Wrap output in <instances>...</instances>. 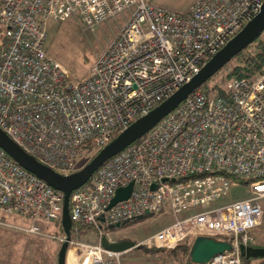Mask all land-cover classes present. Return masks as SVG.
Masks as SVG:
<instances>
[{
    "label": "built area",
    "instance_id": "built-area-1",
    "mask_svg": "<svg viewBox=\"0 0 264 264\" xmlns=\"http://www.w3.org/2000/svg\"><path fill=\"white\" fill-rule=\"evenodd\" d=\"M262 1L193 0L177 13L144 0H0V129L41 164L72 173L82 145L98 151L186 83ZM125 9L128 17L81 80L69 79L46 55L48 21L77 15L92 27ZM230 71L225 64L216 73ZM220 87L212 96L192 90L70 193V232L89 226L98 238L84 244L70 237L78 264H120L125 251L104 249L100 230L165 211L172 221L138 245L171 250L197 236L229 243L206 264H244L240 245L264 247V234L257 235L264 222V69L250 79L227 78ZM228 178L246 181L251 195L177 216L224 196ZM129 183L128 196L106 208ZM62 202L61 191L0 149V228L60 244L64 233L46 227H60Z\"/></svg>",
    "mask_w": 264,
    "mask_h": 264
},
{
    "label": "rangeland",
    "instance_id": "rangeland-1",
    "mask_svg": "<svg viewBox=\"0 0 264 264\" xmlns=\"http://www.w3.org/2000/svg\"><path fill=\"white\" fill-rule=\"evenodd\" d=\"M153 5L164 7L172 12H182L192 0H144ZM130 9H125L102 22L87 27L81 22L79 16L71 15L62 22L48 21L45 26L43 48L47 56L62 65L68 72L69 79L81 80L88 72L94 57L101 52L113 38L119 27L129 15ZM232 62L226 63V69H232ZM216 82L221 84L227 75L218 73ZM88 153H81L78 161L80 169L89 159ZM234 183V184H233ZM251 195L249 184L245 181L228 178L226 193L221 198L205 202L200 206H193L183 210L178 217L190 215L199 211L215 208L225 202L246 198ZM262 202V201H261ZM173 217L169 213L143 216L132 219L117 228H103L100 231L111 241L125 239L138 244L141 240L153 234L158 229L169 224ZM12 220L19 221L16 217ZM47 231L61 233V227L49 225ZM264 234V222L257 229V235ZM70 237L84 244L97 242V230L89 226L78 227ZM61 244V243H60ZM60 244L45 237L27 235L18 231L0 228V264H56V253ZM264 246V240L259 243ZM138 245L120 255V264H188L185 258L164 253L163 250ZM79 251L73 245H68L64 264H78ZM252 264L262 258H249Z\"/></svg>",
    "mask_w": 264,
    "mask_h": 264
},
{
    "label": "water",
    "instance_id": "water-1",
    "mask_svg": "<svg viewBox=\"0 0 264 264\" xmlns=\"http://www.w3.org/2000/svg\"><path fill=\"white\" fill-rule=\"evenodd\" d=\"M264 29V0L258 13L248 21L233 37H231L218 51H216L186 83L182 84L172 94L151 108L146 114L138 117L124 130L117 133L108 143L94 153V155L78 170L67 175L56 173L51 168L38 162L33 156L26 153L0 129V149L5 155L22 169L33 174L48 186L63 193V202L60 214V227L65 235L56 253V264H64L67 241L70 239V219L68 215V199L70 193L83 185L94 170L105 160L132 144L154 126L162 117L173 110L192 90L215 74L223 65L255 40ZM131 184L117 188L106 208L117 201L125 199L130 191ZM121 224H115L117 228ZM109 227V228H114ZM100 245L109 251L123 252L137 247L138 244L129 240L111 241L106 235L99 239ZM228 242L208 237H195L188 252L189 263L206 264L211 257L228 251ZM240 256L249 258L264 257V247L239 246Z\"/></svg>",
    "mask_w": 264,
    "mask_h": 264
},
{
    "label": "trees",
    "instance_id": "trees-1",
    "mask_svg": "<svg viewBox=\"0 0 264 264\" xmlns=\"http://www.w3.org/2000/svg\"><path fill=\"white\" fill-rule=\"evenodd\" d=\"M229 62H232L233 65L231 71L227 74L228 79L233 77L250 79L260 73L264 69V29L255 40L234 55L228 63ZM216 75L217 73L213 74L198 87L206 96L218 95L222 93L219 83L216 82ZM82 152L90 155L88 159H90L95 153L89 145H82L80 148V154ZM80 227H82V225ZM101 234L103 235V233ZM190 245L191 242L189 240H185L179 243L174 249L163 251L164 253L173 256H179L182 259L185 258L188 264H191L188 259ZM148 251H153V249L149 248ZM242 262L244 264H252L249 260L245 259H242Z\"/></svg>",
    "mask_w": 264,
    "mask_h": 264
},
{
    "label": "crops",
    "instance_id": "crops-1",
    "mask_svg": "<svg viewBox=\"0 0 264 264\" xmlns=\"http://www.w3.org/2000/svg\"><path fill=\"white\" fill-rule=\"evenodd\" d=\"M192 1H193V0H192ZM192 1H191V2H192ZM191 2H190V4H191ZM190 4H189V5H190ZM189 5H188V6H189ZM188 6H187L182 12H184V11L188 8ZM165 213H169V212H168V211H165V212H163V213H161V214H165ZM169 214H170V213H169ZM170 215H171V214H170Z\"/></svg>",
    "mask_w": 264,
    "mask_h": 264
},
{
    "label": "flooded vegetation",
    "instance_id": "flooded-vegetation-1",
    "mask_svg": "<svg viewBox=\"0 0 264 264\" xmlns=\"http://www.w3.org/2000/svg\"><path fill=\"white\" fill-rule=\"evenodd\" d=\"M119 240H122V239H119ZM115 241H118V240H115Z\"/></svg>",
    "mask_w": 264,
    "mask_h": 264
}]
</instances>
